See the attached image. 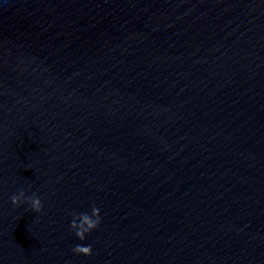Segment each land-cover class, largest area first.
<instances>
[{
	"label": "water",
	"instance_id": "obj_1",
	"mask_svg": "<svg viewBox=\"0 0 264 264\" xmlns=\"http://www.w3.org/2000/svg\"><path fill=\"white\" fill-rule=\"evenodd\" d=\"M0 264H264V0H0Z\"/></svg>",
	"mask_w": 264,
	"mask_h": 264
},
{
	"label": "clouds",
	"instance_id": "obj_2",
	"mask_svg": "<svg viewBox=\"0 0 264 264\" xmlns=\"http://www.w3.org/2000/svg\"><path fill=\"white\" fill-rule=\"evenodd\" d=\"M13 206H19L21 203L27 202L34 212L39 213L43 208V203L38 195L33 193L31 196H26L23 189L19 190L18 194H13L9 197ZM100 209L95 205L91 206V214L87 212L76 214L69 213L73 218L70 222V227L75 230V235L80 240L86 238V234L97 228L100 224ZM73 252L84 256L92 254L91 245L77 244L73 248Z\"/></svg>",
	"mask_w": 264,
	"mask_h": 264
}]
</instances>
